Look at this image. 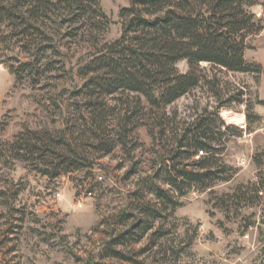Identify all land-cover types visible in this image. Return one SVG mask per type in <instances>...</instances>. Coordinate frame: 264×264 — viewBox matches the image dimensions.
Here are the masks:
<instances>
[{"label":"trees","instance_id":"1","mask_svg":"<svg viewBox=\"0 0 264 264\" xmlns=\"http://www.w3.org/2000/svg\"><path fill=\"white\" fill-rule=\"evenodd\" d=\"M259 5V0H131L118 13L119 37L107 42L112 22L100 0H0V65L16 84L39 87L49 97L35 102L45 106L47 101L59 125L20 132L0 149L2 162H19L55 180L91 171L117 149L130 156L142 147L139 129L151 138L149 171L138 176L125 208L101 222L112 230L90 264H140L136 257L154 249L177 257L192 245L188 240L177 250L169 244V221L181 198L211 192L234 179L237 170L222 158L229 137L243 134L226 125L220 113L244 104V92L222 100L225 92L210 72L260 78L261 66L245 58L247 40L264 30L251 11ZM75 47L87 53L73 67L69 54ZM180 62L187 65L185 73L177 68ZM74 76L80 85L56 90L54 81H73ZM202 86L217 101L214 108L205 107L190 119L168 113ZM256 105L264 108V101ZM245 116L249 123L260 119L250 109ZM253 161L259 184L251 189L258 196L264 158L256 154ZM137 175L132 169L126 177ZM243 189L237 188L231 200L243 201ZM12 203L8 191L0 189V220L5 223L14 215ZM1 237L4 246L7 232ZM143 243L145 248L135 252ZM14 251L10 247L6 255Z\"/></svg>","mask_w":264,"mask_h":264},{"label":"rangeland","instance_id":"2","mask_svg":"<svg viewBox=\"0 0 264 264\" xmlns=\"http://www.w3.org/2000/svg\"><path fill=\"white\" fill-rule=\"evenodd\" d=\"M131 0H100L104 13L112 24L104 39L112 42L119 37L118 13L129 6ZM251 9L261 12L264 28V0ZM245 58L262 68L259 79L242 73L214 70L219 88L227 100L237 90L244 92V104L231 105L220 113L226 125L243 131L242 136H231L226 142L223 161L237 170L234 179L217 184L210 192H191L180 199L169 221L172 234L168 238L175 249L192 241L186 253L173 257L163 256L156 249L136 257L140 264H264V185L258 196L251 186L259 184V170L253 161L258 154L264 158V108L256 101H264V30L247 40ZM87 51L75 47L69 54L71 64ZM209 67L206 65H202ZM180 72L187 71L185 62L177 65ZM60 79L54 81L56 90L72 88L81 82ZM36 100L49 98L39 87L16 84L14 77L0 65V149L20 132L59 128L56 114L50 107L38 106ZM217 101L206 86H202L179 99L168 108L178 119H190L196 112ZM250 107V108H249ZM259 120L246 121L247 110ZM240 125L245 128L241 129ZM137 139L142 147L130 156L117 149L113 154L97 161L91 171L74 173L50 180L32 172L23 164L12 166L0 160V189L8 191L14 215L8 222L0 220V235L7 232L5 245L0 236V264H90L96 261L99 245L112 230L101 225L123 210L129 193L135 188L138 176L149 171L153 158L152 141L145 129H139ZM138 175L127 179L130 170ZM243 187L247 195L243 201L231 200L237 188ZM16 196V197H14ZM10 230H14L11 233ZM6 231V232H5ZM12 240V241H10ZM170 244V245H171ZM12 247L14 253L6 255ZM145 248V243L134 247L135 252ZM110 264H125L108 261Z\"/></svg>","mask_w":264,"mask_h":264},{"label":"built area","instance_id":"3","mask_svg":"<svg viewBox=\"0 0 264 264\" xmlns=\"http://www.w3.org/2000/svg\"><path fill=\"white\" fill-rule=\"evenodd\" d=\"M254 15H255V17L258 18V19H260V18L262 17V13H261V12H256ZM240 128H241V129H244L245 126H244V125H240Z\"/></svg>","mask_w":264,"mask_h":264}]
</instances>
